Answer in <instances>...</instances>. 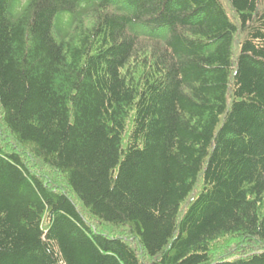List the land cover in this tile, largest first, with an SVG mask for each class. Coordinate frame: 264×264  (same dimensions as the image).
<instances>
[{"label": "trees", "instance_id": "16d2710c", "mask_svg": "<svg viewBox=\"0 0 264 264\" xmlns=\"http://www.w3.org/2000/svg\"><path fill=\"white\" fill-rule=\"evenodd\" d=\"M0 116V264H264V0H0Z\"/></svg>", "mask_w": 264, "mask_h": 264}, {"label": "rangeland", "instance_id": "374dc122", "mask_svg": "<svg viewBox=\"0 0 264 264\" xmlns=\"http://www.w3.org/2000/svg\"><path fill=\"white\" fill-rule=\"evenodd\" d=\"M2 127V123H1V116H0V128ZM5 131V132H4ZM4 131L0 132V141L3 144V147L6 148L7 150H13L15 149L16 151L20 152L22 154V156L24 155L25 157H23L26 161V156L27 159L29 158L30 160V168L35 172V173H39L41 176H43V178H45L44 180L46 182H49V185L51 187H55L54 189H64L65 185H60V183H58L56 180H62L64 181V176L63 174H58L56 176L53 175V171H51L50 169H48V167H46L41 161L40 159H36V156L34 157L33 155H31L32 150L30 149L31 147L28 146V148H23L24 146H21L19 144L16 143L14 138H11L10 135H8V133L6 132V130L4 129ZM30 156V157H29ZM54 179V180H51ZM96 224V223H95ZM99 225V226H98ZM97 228L98 230H104L106 232H110V233H115L118 234V232L116 230H114L115 228L102 224V223H98L97 222ZM115 231V232H114Z\"/></svg>", "mask_w": 264, "mask_h": 264}]
</instances>
